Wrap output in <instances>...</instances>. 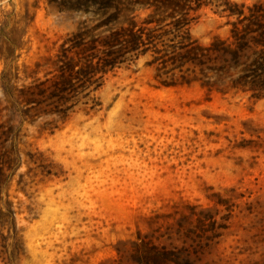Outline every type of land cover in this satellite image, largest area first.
I'll use <instances>...</instances> for the list:
<instances>
[{
  "label": "rangeland",
  "instance_id": "1",
  "mask_svg": "<svg viewBox=\"0 0 264 264\" xmlns=\"http://www.w3.org/2000/svg\"><path fill=\"white\" fill-rule=\"evenodd\" d=\"M79 18L47 0H0V123L15 126L0 264H140L141 243L194 248V264H264V98L158 86L140 58L67 117L36 115L18 90L46 77ZM234 19L208 6L190 31L207 43ZM209 215L221 234L185 236Z\"/></svg>",
  "mask_w": 264,
  "mask_h": 264
},
{
  "label": "trees",
  "instance_id": "2",
  "mask_svg": "<svg viewBox=\"0 0 264 264\" xmlns=\"http://www.w3.org/2000/svg\"><path fill=\"white\" fill-rule=\"evenodd\" d=\"M47 2L58 11L75 13L80 18L75 29L62 38L55 53L47 58L50 69L46 77L18 90L17 97L32 105L36 115L67 117L78 102L101 87L108 74L140 58L153 70L158 86L198 83L208 92L249 93L253 100L264 98V7L259 3L246 6L231 0ZM208 6L235 19L230 22L227 37L215 36L203 43L192 36L190 29L199 11ZM13 118L7 120V130L0 123V184L3 158L9 153L5 142L15 127L9 122ZM207 211L202 210L205 214ZM10 212L8 207L6 211L0 207V217ZM196 221L195 227L185 231L186 237L209 232L207 238L212 239L221 234L218 228L226 227L216 224L210 215L198 216ZM136 245L140 264H194L193 254L198 252L185 246Z\"/></svg>",
  "mask_w": 264,
  "mask_h": 264
}]
</instances>
